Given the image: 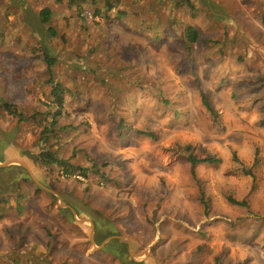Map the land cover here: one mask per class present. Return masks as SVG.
I'll use <instances>...</instances> for the list:
<instances>
[{
    "label": "rangeland",
    "instance_id": "374dc122",
    "mask_svg": "<svg viewBox=\"0 0 264 264\" xmlns=\"http://www.w3.org/2000/svg\"><path fill=\"white\" fill-rule=\"evenodd\" d=\"M191 1L0 0V264H264V0Z\"/></svg>",
    "mask_w": 264,
    "mask_h": 264
},
{
    "label": "trees",
    "instance_id": "16d2710c",
    "mask_svg": "<svg viewBox=\"0 0 264 264\" xmlns=\"http://www.w3.org/2000/svg\"><path fill=\"white\" fill-rule=\"evenodd\" d=\"M55 1L59 3V2H62L63 0H55ZM183 1H184L183 3H187L188 5L193 6L191 0H183ZM52 15H53L52 11L49 7L43 8L40 12V16L44 22L51 21ZM53 35H56V32L53 31ZM186 35H187L188 43L190 44L197 43L200 37L199 30L195 26H192V25L187 28ZM45 59L48 64V70H49V75H50L48 79L49 84L52 86L51 98L58 105V109L54 115V120L51 124V125L53 124L55 125L59 121L60 116L62 115V110L65 107L64 87L60 83L56 82L55 77H54L53 66L56 64L57 59L50 53L49 54L45 53ZM203 103L214 117H218L217 111L214 109L212 104L207 100L205 95H203ZM3 107L10 115L17 117L20 122L28 120V119H35L36 117V115L27 116L23 111H21L18 108V106L11 104L9 102H5ZM120 125L123 127V122H121ZM46 132L47 130L45 128L42 131V133H44L45 135ZM138 133L148 136L152 139H157L158 137L155 132L150 131V130H138ZM185 153L187 154L189 160L192 163V172L194 176H196V167L199 164H202V163L215 164L220 161L218 158H215V157L198 158L192 151L190 145L185 146ZM38 157H39V160L45 165H51L55 163V164H58L64 167L65 173L67 175L74 174L75 171H78L76 175L84 176L85 178L89 177V168L77 166L71 163L67 159L60 158L57 156V153L55 151L45 150L44 152L40 153ZM247 173L253 175L252 170H248ZM229 199L234 204L247 205V202L244 200L239 201L232 197H229ZM205 206L207 210L208 204L206 203ZM120 259H121L120 262H122L121 264H154L156 261L154 257H149L146 260H143L140 262L135 261L132 258L127 259L125 257H121Z\"/></svg>",
    "mask_w": 264,
    "mask_h": 264
}]
</instances>
